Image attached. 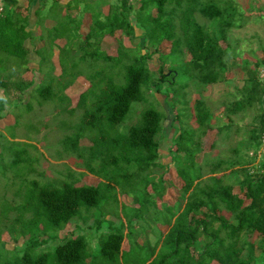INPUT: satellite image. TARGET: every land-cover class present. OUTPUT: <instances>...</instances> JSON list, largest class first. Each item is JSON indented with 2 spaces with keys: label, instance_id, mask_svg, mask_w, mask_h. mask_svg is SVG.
<instances>
[{
  "label": "trees",
  "instance_id": "16d2710c",
  "mask_svg": "<svg viewBox=\"0 0 264 264\" xmlns=\"http://www.w3.org/2000/svg\"><path fill=\"white\" fill-rule=\"evenodd\" d=\"M164 1L140 0L134 22L129 16L130 0H117L116 4L109 6L103 20L100 15L92 19L84 44L91 45L89 41L92 38L101 42L105 36L113 37L118 31L132 38L139 29L143 33L147 52L141 54L125 50L124 42H119L120 53L113 59V70L117 72L114 80L107 83L102 79L97 85L89 82V87L78 95L75 105L83 104L87 94L97 88L96 103L86 113L85 122L94 126L103 123L117 125L133 102H149L147 90L158 93L167 83V93H173L170 108L175 113L172 120L175 149L170 150V160L176 176L182 181L176 203L172 206L157 204L166 191L163 176L160 177L163 184L160 189L152 178L143 186L145 196L149 193L153 195L150 202L140 199L137 189L132 188L134 207L124 206L127 211L124 214L120 212L119 227H114V222L110 220L106 221L109 223L108 231L97 235V255L92 256L87 251L88 243L84 236L64 238L56 243L58 234L80 209L89 211L98 208L103 197L102 189L112 188L113 185L101 182L100 178L101 183L95 187H76L74 183H67L51 188L35 181V194L28 196L25 203V208H29L23 209L24 212L19 215L23 230L8 233L14 244L22 239L21 246L8 249L0 239V264H264V164L258 168L255 155L249 156L259 149L264 136V82L259 76L260 66L264 63L256 61L250 65L247 60L238 63L236 56L227 52V47L221 46V42L228 43L227 33L231 29L241 27L235 20L237 9L227 7V3L220 5L203 0ZM4 4L13 6L15 0H5ZM226 12H230L227 19L224 18ZM197 16L211 22L209 30L201 25L202 21L199 22ZM27 38L24 20L14 11L5 9L0 15V90L3 92L0 115L9 112L13 104L10 94L20 100L28 90L29 98L39 93L47 95L54 92L71 101L64 92L72 82L59 81L63 78V69L60 68L57 77L46 82L39 69L40 82L33 84L23 81L20 72L10 67V59H15L18 67L27 69L24 46ZM164 41L170 43V50L166 56L160 55L162 65L157 71L158 78L154 79L148 64L151 57L148 51L153 48L154 53H158L157 48ZM187 55L189 59L186 60ZM122 57L129 59V63H123ZM167 61L171 65L165 73L163 70ZM236 67L244 75L243 85L235 90V94L226 93L224 99L218 102V109H222L221 117L226 120L220 122L218 118L221 117H215L205 102L202 89L226 82V75ZM119 68L123 69L121 77ZM38 84H45V89H39ZM176 84H179V89H174ZM189 89L198 92V99L192 103L188 99ZM179 90L185 91L183 97L187 100H176ZM175 105H178L177 108H174ZM250 111L254 114L246 126L247 133L237 145L227 148L228 156L221 157L220 151L213 157L203 154L202 138L207 131L214 129L218 140L228 142L239 129L233 117L244 116ZM96 115L98 122L93 123ZM213 119L215 123H212ZM191 120L195 127L189 125ZM164 121V112L146 108L141 113V123L130 127L125 136L109 142V146L127 151L125 162L129 165L134 159L130 158L131 153L140 151L146 154L144 168L160 166L162 170L167 169L168 166L159 161L158 154V138L161 137ZM95 146L97 143L90 148ZM211 147L215 149L216 145L213 143ZM18 153L15 152V156ZM96 159L102 160V153L96 154ZM118 161L113 157L110 161L101 162L116 166ZM17 163V158H14L12 165ZM229 177L233 178L232 182ZM235 186L241 195L234 192ZM28 216L30 225L25 219ZM103 221H94L97 231ZM158 226L164 227L165 231L159 232L153 243L147 238L139 242L140 237H145L154 228L157 230ZM5 228L7 226L3 227L0 236ZM252 237H255L254 240ZM49 241L46 252L34 255L36 248ZM125 243L126 250L123 249Z\"/></svg>",
  "mask_w": 264,
  "mask_h": 264
},
{
  "label": "rangeland",
  "instance_id": "374dc122",
  "mask_svg": "<svg viewBox=\"0 0 264 264\" xmlns=\"http://www.w3.org/2000/svg\"><path fill=\"white\" fill-rule=\"evenodd\" d=\"M139 1L130 0L131 10L129 16L132 22L135 21V12L139 7ZM180 1L166 0L164 2L176 3ZM203 1L207 3L218 2L220 5L227 3V7L232 6V8L237 9L235 20L237 25H241V27L231 29L227 33L228 43L221 42V46L223 48L227 47V52H232L238 59V63H241L242 60H247L250 65H253L256 61L264 63V0ZM109 2L116 4L114 0ZM96 4L97 2L94 4V10L98 6ZM229 14L230 12H226L224 18L227 19ZM197 18L199 22L202 21L201 25L206 26L209 30L211 22L200 16H197ZM142 35L143 33L139 29L135 31V36L132 38H127L118 31L113 37H105L101 42L92 38L89 41L91 45L83 43L81 48L76 45L75 52L68 55L63 52L61 54V69L65 72L63 78L59 81L72 82L71 88L65 91V94L72 99L71 101L66 100L62 94L57 96L56 93L51 92L47 95L39 93L29 99L25 97L24 99L15 100L12 104L9 114L14 124L0 130V151H2V156H0V232L4 226H7L0 239L7 244L8 249L21 246L22 239H20V243L14 244L8 233L23 230L24 226L21 224L23 221L20 220L19 215L24 212L23 209L29 208H25V203L28 196L32 195L33 197L35 194V181L40 182L42 186L51 188H59L67 183H74L76 187L84 185L95 187L101 182H110L113 185L112 188L102 189L103 197L98 208L89 211L80 209L65 229L58 234L56 243L61 242L64 238H72L77 235L84 236L88 243L87 251L92 256L97 255V235L108 231L109 223L106 221L110 220L109 222H114V227H119L121 224V220L118 218L120 212L124 214L127 211L125 207H134L131 200L133 198L132 188L137 189L140 199L150 202L153 195L149 193V196H145L143 186L152 178L155 179L154 182L158 184L160 189L163 186L160 177L163 176L167 185L166 191L163 198L157 201V204L163 203L172 206L176 203L182 181L176 176L174 166L170 160V150L171 148L172 150L175 149L172 141L175 134V129L172 128L173 114L175 113L170 108L173 93H167V83L163 84L158 93L154 90H147L146 97L149 102L146 103L144 100L133 102L128 113L117 125L103 123L94 126L85 122V119H87L85 117L86 113L91 111L94 103H96L97 88L87 94L83 104L78 107L75 105L78 95L89 87V82L97 85L102 79L107 83L114 80L116 71L113 70L115 67L113 59L120 53L119 42H124L125 50H133L141 54L147 52ZM76 41L80 43L82 38L78 37ZM169 50L170 43L167 41L158 46V53L156 54L153 48L149 49L148 53H151V57L148 64L150 70L154 73V79L158 78L157 71L159 66L162 65L160 55L166 56ZM67 57L71 59L67 60ZM122 59L123 63H129V59L124 57ZM187 59H189L188 55ZM12 60L17 63V60ZM170 65L171 63L168 61L164 65L163 71L165 73L170 70ZM50 66L51 64H47L40 71L45 82L53 77V68ZM71 66L73 67L71 68ZM118 72L121 77L123 69L119 68ZM259 72V76L264 82V65L260 66ZM74 77L76 78L72 81ZM226 78L227 81L224 83L206 86L202 89V96L211 107L215 117H221L222 115V109H218L217 104L224 99V95L226 93L235 94V90L243 85L244 75L239 72L237 67L230 71ZM35 81L38 82L36 77ZM45 86V84L43 86L38 84L41 90L45 89ZM174 89H179V84H176ZM184 92L179 90L176 100H179V102L187 100L183 97ZM188 99L191 103L198 99V92L189 89ZM177 106L175 105L174 108H177ZM150 107L155 108L160 113H165L163 130L161 137L158 138L159 161L162 162V165L168 166L167 169L164 168L163 170L160 166L149 169L144 168L142 165L146 154L140 151L131 153L130 158L134 159L129 165L125 162L127 151L121 147L113 149L109 146V142L125 136L130 127L139 125L142 111ZM253 114L250 111L244 116L233 117V121L239 129L237 133L232 134L233 137L228 142L218 140L214 129L207 131L202 138L203 154L213 157L220 151L221 157L228 156L230 153L227 148L237 145V142L242 140L247 133L246 126L250 123ZM96 117L97 115L93 123L98 122ZM218 119H220V122L226 121L222 117ZM215 122L213 119L212 123ZM174 125L177 126V123ZM189 125L195 127L194 121L191 120ZM94 143H97V146L91 149L90 147ZM213 143L216 145L215 149L211 147ZM15 152H24V154L18 153V156H15ZM98 153H102V160L110 161L115 157L119 161L116 162V166H113V163L109 166L102 163V160L98 161L96 159ZM241 155L244 157L242 150ZM14 158L18 160L17 165H12ZM255 162L259 168L260 164H264V159L258 158ZM90 172L95 173L97 176ZM262 172H264V169ZM229 181L232 182L233 178L229 177ZM239 191V188L235 186L234 192L241 195ZM29 217L25 218L28 225H30ZM8 219H10L9 222ZM101 220L104 221L100 223V230L97 231L94 221ZM157 228V230L154 228L149 231L145 237H140L139 242L147 238L153 243L158 238L159 232L164 230L162 226ZM254 238L252 237L253 240ZM49 243L50 241L46 245L36 248L34 255L38 256L46 252ZM123 248H127L126 243L123 244Z\"/></svg>",
  "mask_w": 264,
  "mask_h": 264
},
{
  "label": "crops",
  "instance_id": "0c3cea01",
  "mask_svg": "<svg viewBox=\"0 0 264 264\" xmlns=\"http://www.w3.org/2000/svg\"><path fill=\"white\" fill-rule=\"evenodd\" d=\"M109 1L15 0L13 6H6L3 3V11L5 9L14 11L16 15L24 20L25 31L28 33V38L24 43L28 60L25 67L27 69L18 67V62L16 63L12 59H10V67L20 72V78L23 81L33 82V84H36L35 77L38 79L37 83H39L40 76L38 70L41 69L42 65L51 64L53 77H57L60 74L61 54L63 52H75L74 48L76 45L80 46V48L82 47L84 37L92 26V19L100 15V19L103 20L108 14L109 6L115 4ZM114 1L117 2V0ZM96 2L98 6L94 10ZM78 37L82 38L80 43L76 41ZM67 60H69V57H67ZM71 86L66 90L71 88ZM29 92L30 90L26 91L23 97L29 99ZM0 93L1 98L3 97V92L0 90ZM65 95L69 97L67 94ZM9 97L12 103L17 100L14 94H10ZM10 110L11 107L9 108V112ZM9 112L0 115V130L13 126L14 121ZM164 231L165 228L162 232Z\"/></svg>",
  "mask_w": 264,
  "mask_h": 264
},
{
  "label": "built area",
  "instance_id": "2783aa9c",
  "mask_svg": "<svg viewBox=\"0 0 264 264\" xmlns=\"http://www.w3.org/2000/svg\"><path fill=\"white\" fill-rule=\"evenodd\" d=\"M5 0H0V15L3 12V3ZM250 156H254L256 157V159H264V136L261 139V145L259 147V149L255 152V154L252 152L249 154Z\"/></svg>",
  "mask_w": 264,
  "mask_h": 264
}]
</instances>
